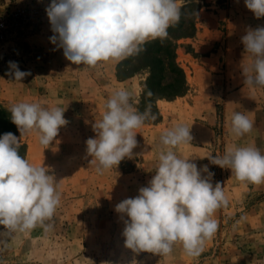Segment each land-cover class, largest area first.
I'll list each match as a JSON object with an SVG mask.
<instances>
[{"label": "rangeland", "instance_id": "374dc122", "mask_svg": "<svg viewBox=\"0 0 264 264\" xmlns=\"http://www.w3.org/2000/svg\"><path fill=\"white\" fill-rule=\"evenodd\" d=\"M50 3L0 0V136L21 137L8 110L20 102L60 107L68 121L50 145H42L35 132L21 139L19 154L49 169L61 200L51 231L38 226L0 238L5 241L0 264H264V183L240 182L207 158L223 156L234 144L264 153V90L244 86L240 72L241 37L248 28L264 27V17L257 19L244 0H178L181 20L166 40L147 43L138 56L89 68L72 64L50 42ZM9 62L31 74L16 81ZM118 89L131 94L130 103L140 112L151 105L157 118L135 130L131 158L98 173L89 163L86 141L95 137L92 124ZM233 111L253 122L240 138L229 132ZM177 125L190 128L193 139L173 150L198 168L207 165L226 203L216 210L218 227L199 255L189 256L181 244L168 255L137 254L124 246L127 217L115 206L148 185L160 137Z\"/></svg>", "mask_w": 264, "mask_h": 264}, {"label": "clouds", "instance_id": "9594fccd", "mask_svg": "<svg viewBox=\"0 0 264 264\" xmlns=\"http://www.w3.org/2000/svg\"><path fill=\"white\" fill-rule=\"evenodd\" d=\"M244 3L257 19L264 17V0ZM46 13L54 33L50 42L62 48L72 64L89 68L138 56L147 43L163 42L182 15L178 0H51ZM241 43L243 84L253 92L264 90V27L248 28ZM9 69L16 81L31 74L21 71L16 62H9ZM130 100L127 90H115L101 118L92 124L95 137L87 139L86 154L98 173L117 168L122 160L131 158L137 147L135 130L157 118L151 105L140 112ZM8 110L21 137L11 132L0 136V238L28 233L38 226L47 233L53 228L50 221L61 200L58 182L43 164H30L19 154V148L22 137L33 132L42 145H50L68 121L64 109L35 102H20ZM252 127L248 115L232 112V136L243 137ZM192 139L190 128L183 125L163 132L155 175L135 198L115 206L117 213L127 217L122 235L124 246L132 252L162 256L181 244L186 254L196 256L216 231L214 214L226 203L221 183L213 185L214 173L207 165L198 168L173 150ZM207 158L211 164L229 169L240 182L264 183V153L255 146L234 144L223 156Z\"/></svg>", "mask_w": 264, "mask_h": 264}]
</instances>
